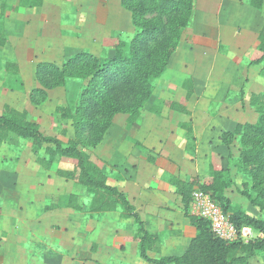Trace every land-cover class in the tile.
<instances>
[{"label": "crops", "instance_id": "0c3cea01", "mask_svg": "<svg viewBox=\"0 0 264 264\" xmlns=\"http://www.w3.org/2000/svg\"><path fill=\"white\" fill-rule=\"evenodd\" d=\"M61 1L41 0V7L23 10L21 18L27 25L21 28V21L16 20L13 36L8 35L11 47L14 50L21 48L24 45L22 41L28 38L22 40L18 34L21 31L31 30L33 39L36 38L35 42L40 40L38 43L41 44L39 47L41 53L51 55L60 52L61 56L71 57L69 50L61 52L57 45L48 44V42L54 43L52 39L45 38L49 33L54 35L51 32L53 25L63 21V18L69 14L73 16L74 23H78L75 28V31L81 35L78 40H84L85 37L90 39L89 35L92 33L83 30L85 32L83 34L79 30L83 28V23L100 29L110 25L115 28L113 31L122 30L120 26L124 25L123 30L129 32L127 36H132L134 33L130 14L121 7L120 0L84 2L75 7L72 5V9ZM58 3L62 8L57 7ZM224 6L230 9L229 22L236 18L237 24L229 22L221 24L219 18ZM192 17L194 26L198 24L197 21L203 19L198 26L199 32L183 37L172 59L176 55L181 56L178 59L181 61L182 57L188 59V56L190 59H195V56L202 59L200 54L196 53V49L200 48L201 56L212 60L206 78L200 83L198 81L193 83L191 88L193 94L191 93L187 101V114H181L180 118L181 122L190 125L194 138L191 141L194 146L190 150H193L189 153L186 147L187 131L181 127L161 125L157 115H149L147 118L144 114L131 130L134 137L133 144L116 140L120 131L115 130L111 141L105 137L97 147V154L105 162L103 166L107 163L106 166L114 170L111 176H108V184L117 187L127 196L129 203L143 222L145 231L161 237L158 254L151 252L147 254L151 259L156 256H181L196 235L195 228L185 216L181 198L171 185L172 181L178 179L188 182L191 178L205 179L207 164L204 157L209 158L207 154L210 153L220 154L218 149L219 147L222 149L221 134L233 131L237 124L249 123H242L239 120L242 115L251 113L252 110L254 113L252 107L249 105L245 107L246 93L244 99L235 97L232 101H225L228 88L243 87V83L239 81L240 75L236 79L233 77L227 82L224 80L219 82L222 87L218 90V88L213 89L211 74L218 64L219 68L225 71L229 69L227 65H235L239 68L234 62L235 59H241V53L248 56L246 54L248 48H251V52L256 51L257 37L264 26V14L250 7L248 0H196ZM5 30L8 34V29ZM97 35L91 38L95 42L100 36ZM65 39L68 38L63 37L61 42L69 44ZM56 49L58 51H55ZM188 65L187 62L181 63L180 72H186ZM249 70L253 74L251 78L241 76L244 83L250 84L249 94H253V90L258 88L263 91L264 79L259 76L260 68L248 66ZM168 85L167 88L172 91L178 90L179 86ZM216 98L222 102L221 107L214 114H210L208 106H211ZM188 212L191 215L189 209ZM84 216L83 213L68 209L53 212L30 211L27 219L24 220L28 225H19L17 231L20 232V228L22 230V226H25L24 230L29 229L32 241L27 239L20 241V250L25 254L31 241L36 248L50 249L47 252L50 257L45 261L44 258L41 259L42 256H28L26 253L27 256L23 255L22 258L30 259L32 264H148L139 256L132 220L120 222L118 211L97 213L86 219H83ZM52 246L57 248V252L51 250Z\"/></svg>", "mask_w": 264, "mask_h": 264}, {"label": "trees", "instance_id": "16d2710c", "mask_svg": "<svg viewBox=\"0 0 264 264\" xmlns=\"http://www.w3.org/2000/svg\"><path fill=\"white\" fill-rule=\"evenodd\" d=\"M194 0H120L121 7L130 13L134 28L128 40L111 38L107 48L96 57L79 53L67 59L60 67L54 63H41L35 71L40 89L30 93L29 100H45L47 91L63 87L68 79L83 83L76 102L56 113L72 122L74 139L67 144L43 135L36 123L28 121L25 113L5 106L0 114V148L8 145L10 137L31 142L36 161L45 170L52 168L58 159H69L70 170H58L56 175L74 186L81 187L91 197L90 213L118 211L122 220H133L134 239L138 242L139 256L148 264H248L254 249L264 250V220L249 216L235 208L224 197L223 191L231 186L228 170L209 168L207 184L201 185L197 178L188 182L172 181L171 185L181 198L185 216L196 230L185 252L179 257L149 258V252H159L161 237L145 231L143 222L129 203L127 196L117 187L108 184V175L103 162L91 152L102 141L117 114L127 115V126L138 121L144 106L151 99L154 82L166 71L175 53L182 32L193 16ZM41 0H19L17 9L41 7ZM248 5L262 10L264 0H248ZM258 45L248 65L261 66L264 77V27L257 37ZM8 43L4 30V16L0 14V48ZM15 63L5 62V72L10 73ZM17 77V73L14 74ZM250 106L256 114L254 123L237 124L231 132L220 136L222 145L229 147L238 142L239 156L235 167L239 174L251 183L252 198L244 192L253 205L264 210V92L252 94ZM181 113L185 114L182 109ZM187 136L193 141L190 129ZM6 144V145H5ZM217 158V156H214ZM214 167V164H213ZM211 196L212 201L229 216L237 227H249L261 237L253 244L240 242L226 243L211 232L208 222L190 215L188 205L194 188ZM247 190V185H243ZM76 195H69L62 204L48 206L45 210L70 208L82 211V204ZM232 215H231V213ZM244 248L249 256L237 254Z\"/></svg>", "mask_w": 264, "mask_h": 264}, {"label": "rangeland", "instance_id": "374dc122", "mask_svg": "<svg viewBox=\"0 0 264 264\" xmlns=\"http://www.w3.org/2000/svg\"><path fill=\"white\" fill-rule=\"evenodd\" d=\"M90 1L97 2L98 0H62L61 2L67 3L66 6L72 9V5L75 7L76 5ZM195 3L196 0L193 2V12L195 10ZM18 4L19 0H0V14L4 16V30L8 29V34L5 30L8 43L4 48H0V114L5 106H9L20 113H25L28 121L36 123L43 135L56 139L63 144H67L70 140L74 139L75 133L73 125L71 121L62 119L60 114L56 113V109L59 107H68L76 102L83 83L73 79H68L63 87L48 90L47 98L45 100L40 98H38L36 102H31L29 100L30 93L33 90L41 88L35 78L37 66L41 63L49 62L60 67L70 57L67 55L61 56L60 52L57 54L54 50V53L51 55L41 53L42 51L39 49L41 44L38 43L40 40L35 42L36 38L33 39L31 30L24 32L21 31L20 34H18L19 38L22 40L23 38H28L27 40L22 41L24 45H22L21 48L14 50L11 47L9 43V36H13L12 31L13 26H15L17 22L16 20L21 21V28H24L27 25L25 24V20L21 18L22 12L25 9H17ZM57 7L62 8L60 3H58ZM229 10L230 9L226 6L223 7L219 18L221 24L229 22ZM260 11L264 14V7ZM192 18L193 17H191L187 27L182 32L177 49L172 55L165 73L160 78L155 80L153 84L154 90L152 97L141 112V115L144 114L147 118L149 115H157L159 117L158 122H160L161 125L175 128L181 127L185 131L186 129H190V125L188 123L186 124L184 121H180L181 114L184 115L181 113V110L184 109L186 112L185 114H187V101L192 93V85L197 81L200 83L206 78L207 69L211 68L209 65L212 63L211 58L207 60L201 56L200 48L196 49V53H199L202 59L196 58V56L195 59H190L188 56V59L182 57L181 61L178 60L181 57L179 55H176L174 59H172L179 48L181 39L187 34H197V32H199L198 26H200L199 24H201L203 19L197 21L196 24H198L194 26ZM229 23L237 24L238 21L236 18H233ZM83 25V28H79V30H81L83 34L85 33L83 30L92 32L89 35L90 39L84 36V40H78L79 36H81L78 31H75L78 23H74V19L71 14H69L66 18H63V21L58 23L56 22L51 30L54 35L49 33V35L45 38L52 39L54 43L48 42V44L50 46L57 45L61 52L69 50L71 57L79 53H89L98 57L103 53V51L109 48V45L107 46L106 43L107 40L111 38L128 40L132 37L131 35L127 36V33L129 32H125L123 30L124 25L120 26V29H122L120 31H113L115 28H112L110 25H106L101 29L88 25V23H83ZM236 30L237 28H235V31ZM96 35L97 37L100 35L97 42L91 39ZM63 37L68 38L65 40L69 41V44L61 42ZM86 39L88 41H86ZM239 43H241V41H239ZM249 43L251 44V41H249ZM26 46L30 47L27 48ZM57 49L55 51H58ZM243 50H245V47H243ZM15 51L17 52L16 54ZM222 52L220 53L224 56ZM243 53L246 52L243 51ZM252 53L254 52H251V48H248L246 53L248 56L241 53V59H235L234 62L239 65V68L235 65L228 66L226 64V67H229V69L225 71L220 69L218 64L214 72L211 74V81L214 84L213 89L218 88V90L222 87V84L219 82L223 80L224 82H227L233 77L236 79L240 75L239 81L243 83V87L241 89L235 88V86L228 88V94L225 100L226 102L232 101L235 97L244 99L246 93L247 103L245 102V107L248 105L251 107L250 97L252 94H249L250 84L247 85L246 82L244 83L242 77L249 76L251 78L253 76L252 72L250 70L248 71V63L253 55ZM9 61L15 63L16 67H10V73L6 74L4 66L5 62ZM239 61L241 62L239 63ZM184 62L189 64V68L186 72L184 71L181 73L179 66ZM258 67L261 71V66ZM260 71L259 76L264 79V77L260 74ZM15 73H17L16 78L14 77ZM168 84L179 86L178 90L172 91V89L167 88L169 86ZM262 84H264V82ZM262 90L263 91L258 88L253 91L255 95H257L264 92V89ZM221 104L222 102L219 101L218 98L214 99L211 106H208V109H210L209 113L214 114L215 111L221 107ZM254 113L252 110L251 113H247L244 116L242 115L239 122L254 123L257 118ZM127 118L128 116L124 114L115 115L112 120V124L105 133L103 139L106 137L111 141L113 132L116 130L117 132L120 131L116 140L124 141L125 144H133L134 137L131 130H133L136 123H134L131 127H128ZM107 139H105V141ZM102 141L97 147L100 146ZM186 141V147L190 153V151L193 150H190V148L194 146V144L190 141L188 136L186 137ZM7 144L8 145L5 144L6 146H2L0 148V264H32L30 259L25 260L22 258L23 255H39L42 256L41 259L44 258L46 261L48 260L47 257H50L49 253H47L50 249L47 247L36 248V246H33L31 242V233H29V229L28 231L24 230L25 226H22V230L20 228V232L17 231V227L19 225H28L24 220L27 219V214L30 211L44 210L45 212H53L68 209L75 212L73 209L63 207L52 210H45V208L56 204H62L69 195H76L79 197L81 201L80 203L82 204V211L77 213L85 214L83 219H86L90 215L92 217L97 213H90L89 203L91 197L85 192V190L81 187L74 186L72 182L65 181L56 175L58 170L72 169L73 163L71 160L58 159L54 162L52 168L45 170L37 163L36 155L32 153L31 142L10 137ZM97 147L93 149L91 153L101 160L102 157L100 158L97 154ZM221 147L222 149L220 147L218 149L220 154L210 153L207 154L210 156L209 158H206L207 156L204 157V160H206L205 163L207 164V174L205 179L199 180L197 178L199 184H207L206 180H209V168L212 167V169L216 171H223L227 169L231 180V186L223 191V195L229 201L231 207L249 216L264 220V210L257 208L252 204L251 199H248L247 196H245L244 192H249L252 198L255 197V193L250 190L252 187L251 181L247 177L239 174L237 168L235 167L236 159L239 156L238 142H233L229 147H226L221 143ZM213 155H216L217 158ZM102 162L105 163L104 161ZM105 166H103L104 171L108 176H111L112 171L114 170L110 166ZM244 184L247 185V190L243 188ZM197 188L198 187H195L194 189ZM102 213L105 214L106 212ZM119 220L120 222L128 221L122 220L120 217ZM260 237L261 236L255 232L252 240L240 243L253 244L255 240ZM26 239L31 241H29V248L26 249L24 254L20 250L19 242ZM51 250L57 252V248L55 246H52ZM26 253L28 254L26 255ZM237 254L249 256L242 247L239 248ZM17 260L19 262H17ZM248 264H264V250L254 249L250 254Z\"/></svg>", "mask_w": 264, "mask_h": 264}, {"label": "built area", "instance_id": "2783aa9c", "mask_svg": "<svg viewBox=\"0 0 264 264\" xmlns=\"http://www.w3.org/2000/svg\"><path fill=\"white\" fill-rule=\"evenodd\" d=\"M189 211L191 215L208 222L212 234L221 241L248 242L254 238V230L249 227L237 228L212 201L211 196L199 189L191 193Z\"/></svg>", "mask_w": 264, "mask_h": 264}]
</instances>
